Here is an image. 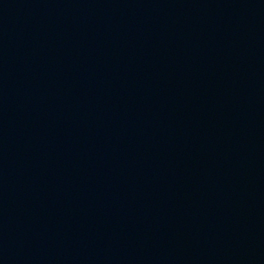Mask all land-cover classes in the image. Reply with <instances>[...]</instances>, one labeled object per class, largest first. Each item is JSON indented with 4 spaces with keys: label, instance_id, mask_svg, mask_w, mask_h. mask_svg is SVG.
Here are the masks:
<instances>
[{
    "label": "water",
    "instance_id": "1",
    "mask_svg": "<svg viewBox=\"0 0 264 264\" xmlns=\"http://www.w3.org/2000/svg\"><path fill=\"white\" fill-rule=\"evenodd\" d=\"M0 264H264V0H0Z\"/></svg>",
    "mask_w": 264,
    "mask_h": 264
}]
</instances>
